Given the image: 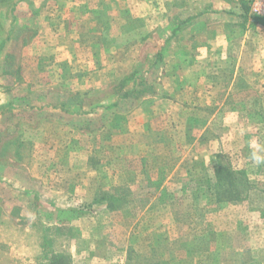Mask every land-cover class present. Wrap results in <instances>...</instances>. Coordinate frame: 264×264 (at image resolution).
Returning <instances> with one entry per match:
<instances>
[{"label":"rangeland","instance_id":"rangeland-1","mask_svg":"<svg viewBox=\"0 0 264 264\" xmlns=\"http://www.w3.org/2000/svg\"><path fill=\"white\" fill-rule=\"evenodd\" d=\"M254 20L264 0H0V264H264Z\"/></svg>","mask_w":264,"mask_h":264},{"label":"trees","instance_id":"trees-1","mask_svg":"<svg viewBox=\"0 0 264 264\" xmlns=\"http://www.w3.org/2000/svg\"><path fill=\"white\" fill-rule=\"evenodd\" d=\"M246 7V11H248ZM260 24H264L261 20H254ZM214 177L211 179L212 187L216 195L220 198L224 197H238L237 199H243V195H247V191L250 188V182L244 173L234 172L230 167L219 166L212 168ZM108 196H112L108 193ZM107 196L106 193L101 194Z\"/></svg>","mask_w":264,"mask_h":264},{"label":"crops","instance_id":"crops-1","mask_svg":"<svg viewBox=\"0 0 264 264\" xmlns=\"http://www.w3.org/2000/svg\"><path fill=\"white\" fill-rule=\"evenodd\" d=\"M25 231L29 233V231L27 229ZM30 233H31V231H30ZM30 233H29V235H30ZM32 243H33V252H31L30 255L28 256L30 258H32V256L34 257V256L38 255V253H39L38 247L36 246V243L34 242V240H33V242L31 241V244ZM29 263L35 264L32 259L29 260Z\"/></svg>","mask_w":264,"mask_h":264},{"label":"clouds","instance_id":"clouds-1","mask_svg":"<svg viewBox=\"0 0 264 264\" xmlns=\"http://www.w3.org/2000/svg\"><path fill=\"white\" fill-rule=\"evenodd\" d=\"M252 159L255 163H261V162H264V158L256 155L255 153H253V156H252Z\"/></svg>","mask_w":264,"mask_h":264}]
</instances>
